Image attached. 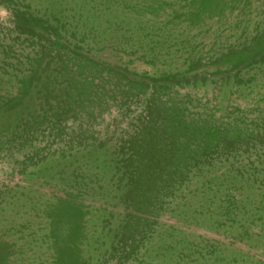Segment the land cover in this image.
<instances>
[{
	"label": "rangeland",
	"instance_id": "1",
	"mask_svg": "<svg viewBox=\"0 0 264 264\" xmlns=\"http://www.w3.org/2000/svg\"><path fill=\"white\" fill-rule=\"evenodd\" d=\"M206 2L0 0V264H264V0Z\"/></svg>",
	"mask_w": 264,
	"mask_h": 264
},
{
	"label": "trees",
	"instance_id": "2",
	"mask_svg": "<svg viewBox=\"0 0 264 264\" xmlns=\"http://www.w3.org/2000/svg\"><path fill=\"white\" fill-rule=\"evenodd\" d=\"M206 1H209V0H202V3H203V6H201L202 8L201 11L202 12H219V11H222L224 9V5L225 3H222L221 2L219 4L217 3H207ZM202 5V4H201Z\"/></svg>",
	"mask_w": 264,
	"mask_h": 264
}]
</instances>
